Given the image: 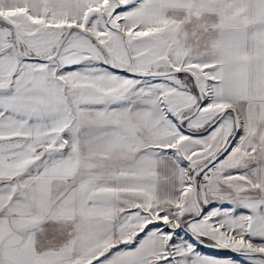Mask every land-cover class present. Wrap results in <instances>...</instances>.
Returning a JSON list of instances; mask_svg holds the SVG:
<instances>
[{
	"label": "snow or ice",
	"instance_id": "obj_1",
	"mask_svg": "<svg viewBox=\"0 0 264 264\" xmlns=\"http://www.w3.org/2000/svg\"><path fill=\"white\" fill-rule=\"evenodd\" d=\"M0 264H264V0H0Z\"/></svg>",
	"mask_w": 264,
	"mask_h": 264
}]
</instances>
